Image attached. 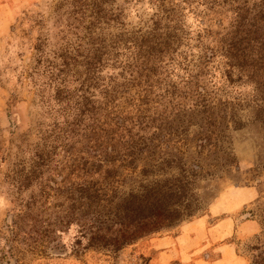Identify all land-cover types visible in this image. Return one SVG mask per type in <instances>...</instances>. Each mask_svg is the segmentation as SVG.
<instances>
[{
  "label": "rangeland",
  "instance_id": "obj_1",
  "mask_svg": "<svg viewBox=\"0 0 264 264\" xmlns=\"http://www.w3.org/2000/svg\"><path fill=\"white\" fill-rule=\"evenodd\" d=\"M165 2L179 4L182 40L173 58L164 61L167 64L161 73V85L167 82L182 87L189 71H194L189 67L200 52L196 35L203 34L204 27L213 32L222 29L229 13L225 6L208 9L201 0ZM71 3L0 0V244L8 235L5 221L14 214L19 199L42 202L44 211L61 200L51 198L52 192L44 201V185L49 184L48 178H64L61 167L74 158V154L65 156L58 148L49 150L61 143L62 133L72 126L74 102L80 93L77 89L84 75L80 62L88 49V41L83 38L88 18L76 19ZM103 6L106 12L116 15L115 20L95 24L92 30L109 44L123 33L143 30L157 8L154 0H111ZM215 12L222 18L219 26L213 19ZM65 57L66 70L59 71ZM117 70L107 61L97 74L107 80ZM199 82L206 88L207 109H183L165 124H146L138 136H143L147 147L135 161L136 167L119 170V181L114 184L119 196L140 189L141 184L152 186L155 181L179 192L176 186L185 175L186 183L175 205L181 209L186 205L183 211L190 209L191 214L181 213L167 227L118 251L88 248L58 257L29 251L16 253L22 264H183L173 244L155 245L154 239H174L193 221L213 224L222 218L233 221L225 242L233 245L240 264H264V130L254 118L253 84L219 57L204 64ZM62 89L64 92L58 93ZM155 126H159L157 130ZM76 134L71 133L68 141L77 140ZM199 141L205 145L198 151L195 144ZM40 149L45 158L48 156V168L35 167L38 174L30 187L16 192L15 182L10 179L12 172L28 170L37 161L34 153ZM140 168L147 171L141 172ZM209 256L213 258L214 254Z\"/></svg>",
  "mask_w": 264,
  "mask_h": 264
},
{
  "label": "trees",
  "instance_id": "obj_2",
  "mask_svg": "<svg viewBox=\"0 0 264 264\" xmlns=\"http://www.w3.org/2000/svg\"><path fill=\"white\" fill-rule=\"evenodd\" d=\"M110 1L72 0L76 19L88 18V31L83 37L88 49L80 62L84 75L77 89L80 93L74 102L72 126L62 133L61 143L49 150L58 148L65 156L74 154V158L61 167L64 178L46 180L49 184L44 185V201L52 192L51 198H61L47 207L49 211H44L42 202L18 200L14 214L5 221L8 235L0 244V264H22L16 253L23 255L26 251L49 257L78 254L88 248L118 251L167 227L181 213L191 214L190 209L183 211L186 205L182 209L175 205L184 189L185 175L176 186L179 192L155 181L152 186L141 184L140 189L119 196L114 184L119 181V170L136 167L135 161L147 147L143 136H138L146 124H165L183 109H207L206 88L199 82V75L204 64L214 57L252 82L256 93L254 118L264 130V0H201L208 9L227 7L228 22L218 31L204 27L203 34L196 35L200 52L189 67L194 71H189L183 85L186 87L167 82L161 85V73L167 64L164 61L173 58L182 40L179 4L154 0L156 11L143 30L123 33L109 44L92 27L115 20L116 15L104 10L103 4ZM213 19L218 26L222 22L218 12ZM66 60L63 58L59 71L66 70ZM107 61L118 70L104 80L97 73ZM157 107L161 110L156 111ZM71 133L79 134L77 140L68 141ZM204 145L203 141L195 144L198 151ZM34 154L37 161L28 170L19 168L10 176L18 193L30 187L38 174L37 166L48 168L43 149ZM67 235L69 239L64 238Z\"/></svg>",
  "mask_w": 264,
  "mask_h": 264
},
{
  "label": "crops",
  "instance_id": "obj_3",
  "mask_svg": "<svg viewBox=\"0 0 264 264\" xmlns=\"http://www.w3.org/2000/svg\"><path fill=\"white\" fill-rule=\"evenodd\" d=\"M185 229V232L174 239L171 236H165L163 239L157 237L154 244L165 242L173 244L183 264H186V260H190L191 264L241 263V258L235 253L233 245L225 242L233 229V221L230 219L222 218L213 224H207L202 220L193 221L186 225ZM163 254L167 256L166 251ZM211 254H214L213 258H210Z\"/></svg>",
  "mask_w": 264,
  "mask_h": 264
}]
</instances>
